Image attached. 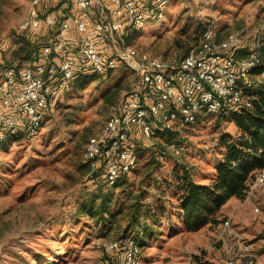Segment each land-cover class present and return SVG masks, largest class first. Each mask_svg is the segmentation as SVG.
Returning a JSON list of instances; mask_svg holds the SVG:
<instances>
[{"label": "rangeland", "instance_id": "374dc122", "mask_svg": "<svg viewBox=\"0 0 264 264\" xmlns=\"http://www.w3.org/2000/svg\"><path fill=\"white\" fill-rule=\"evenodd\" d=\"M30 4L31 0H0V77L5 67L39 61V48L55 36L54 29H43L37 36L20 31ZM96 9L93 16L100 18L108 15L110 5L104 1ZM55 11L64 18L73 10L69 0H61ZM164 13L142 30L128 27L122 40L114 39L116 48L123 44L166 58L196 44L202 24L211 25L217 41L242 32L238 55L254 47L255 34L264 48V0H189L185 5L171 0ZM85 74L84 79L75 77L35 137L27 139L19 132L0 141V264L105 262L110 242L144 237L147 225L140 218L131 219L133 205L140 203L136 208L143 218L147 203L162 195L180 166L196 182L209 183L225 145L239 135L233 121L205 113L176 133L153 128L150 138L138 135L134 141L137 166L120 180L126 181L125 186L113 191L114 216L105 215L103 225L96 223L79 208L93 193L109 188L88 179L83 152L88 138L133 89L137 74L122 64L113 71ZM176 145L183 147L179 155L172 153ZM166 193L165 212L158 225L149 226L154 234L140 244L141 264H194L195 256L201 264H225L228 247L237 243L246 244L247 251L235 258V264L264 260V193L254 190L249 200L229 201L215 223L196 232H186L177 220L176 192ZM138 195L141 200L135 202Z\"/></svg>", "mask_w": 264, "mask_h": 264}, {"label": "built area", "instance_id": "2783aa9c", "mask_svg": "<svg viewBox=\"0 0 264 264\" xmlns=\"http://www.w3.org/2000/svg\"><path fill=\"white\" fill-rule=\"evenodd\" d=\"M187 1L182 0L184 5ZM60 2L31 0L19 26L36 36L43 28L54 29L55 36L40 47L39 61L2 70L0 141L19 132L27 139L35 137L44 117L78 74L105 73L122 64L137 74V81L87 140L82 159L93 181L113 186L131 173L138 163L134 146L138 135L150 138L153 128L176 133L203 113L218 116L249 109L256 88L264 82V72L256 71L261 61V40L256 34L254 47L244 57L238 55L242 32L217 41L210 24L197 44L166 58L123 44L116 48L114 39L122 40L128 27L142 30L161 20L171 0H110L108 15L97 19L90 17L96 0H69L75 12L64 19L48 12ZM182 152L181 145L172 146L174 155ZM254 190L264 193V169L255 172L247 200ZM228 224L225 220L224 226ZM120 246L118 264H141V249L132 238L110 242L105 249ZM246 251L244 243L229 246L225 264H235V258Z\"/></svg>", "mask_w": 264, "mask_h": 264}, {"label": "trees", "instance_id": "16d2710c", "mask_svg": "<svg viewBox=\"0 0 264 264\" xmlns=\"http://www.w3.org/2000/svg\"><path fill=\"white\" fill-rule=\"evenodd\" d=\"M59 5L60 3L54 7H50L48 12L55 11ZM207 26L208 24H202V27L199 28L200 35ZM260 54L261 61L256 71L264 72V48L262 40ZM245 55L240 53L239 57H244ZM78 75H80V79H84L86 74ZM255 93L256 99L253 100L251 108L215 116L220 119L233 121L239 130V135L235 140L225 145L221 160L215 167V176L209 183L200 184L196 182L192 179L189 171L184 166H180V171L178 168H175L173 171V180L166 182L167 188L165 191L162 190L164 192L161 191L162 195L158 196L151 204L147 203L143 218L139 216L136 208V205H140V203L137 202L133 205L131 219L134 221L140 218L141 221H144V225H147L144 227L145 232L142 240H138L139 237H131L139 247L147 235L154 234L150 227L158 225L160 217L165 212L166 200L163 196L170 190L176 192L175 215L186 232H196L208 224L215 223L217 215L225 203L232 198L243 200L246 197L254 171L264 169V82L256 88ZM156 131L158 132V130ZM17 134L8 135L5 139L15 137ZM84 164L88 170L87 164ZM88 179L92 180L89 178V172ZM120 180L113 186L105 185L109 188L105 192L97 191L95 194L93 193L88 202L79 208V213L90 218H96L95 222H101L102 225L105 222V215L112 218L114 212L111 209V204L116 200L113 191L117 187L123 188L126 184L125 180L122 182ZM140 197L138 195L135 202L137 200L140 201ZM120 252L121 246L106 251L105 262L103 261L102 263L118 264ZM193 260L194 264H201L198 262L199 258L197 256Z\"/></svg>", "mask_w": 264, "mask_h": 264}, {"label": "crops", "instance_id": "0c3cea01", "mask_svg": "<svg viewBox=\"0 0 264 264\" xmlns=\"http://www.w3.org/2000/svg\"><path fill=\"white\" fill-rule=\"evenodd\" d=\"M97 1V3H96V7H98V5L100 6V5H102L103 6V2L105 1L106 2V4H109L110 5V0H96ZM70 6L72 7V10L75 12V9L73 8V6L71 5V3H70ZM93 7V9H92V11H91V13H90V17L91 18H95V19H97V18H99V17H97V16H93V13H94V9H96V7ZM106 8H108V6H106ZM97 10V13L99 14V12H98V9H96ZM73 11H70L69 12V14H71ZM108 11V10H107ZM55 15H56V13H55V11H52ZM69 14H66V16H64V18H66V17H68L69 16ZM101 14H102V12H101ZM105 14V13H104ZM57 16H59L60 17V15H57ZM106 16V15H105ZM104 15L102 16V17H105ZM64 18H62V19H64ZM43 29H45V28H43ZM234 198H232V199H230L229 201H232ZM229 201L227 202V203H229ZM227 203L226 204H224L223 205V207L225 206V205H227ZM258 264H264V260H262V261H259V263Z\"/></svg>", "mask_w": 264, "mask_h": 264}]
</instances>
